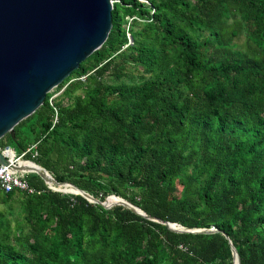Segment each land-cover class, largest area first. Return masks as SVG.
Segmentation results:
<instances>
[{"label": "trees", "instance_id": "obj_1", "mask_svg": "<svg viewBox=\"0 0 264 264\" xmlns=\"http://www.w3.org/2000/svg\"><path fill=\"white\" fill-rule=\"evenodd\" d=\"M14 132L0 149L58 182L217 231L29 172L32 193L0 190V264H237L231 244L264 264V0H113L104 43Z\"/></svg>", "mask_w": 264, "mask_h": 264}, {"label": "water", "instance_id": "obj_2", "mask_svg": "<svg viewBox=\"0 0 264 264\" xmlns=\"http://www.w3.org/2000/svg\"><path fill=\"white\" fill-rule=\"evenodd\" d=\"M112 9L113 0H0V138L9 133L14 139V126L33 113L48 92L104 43L112 28ZM7 163L0 150V164ZM33 163L40 170L28 169L26 165L15 166V170L36 173L48 186L52 181L73 186L74 192L49 187L81 194L105 208L124 205L177 232L217 231L214 226L187 228L151 216L116 195H108L101 201L70 182L56 181L45 168ZM110 196L119 200L109 203ZM231 250L239 264L232 244Z\"/></svg>", "mask_w": 264, "mask_h": 264}, {"label": "built area", "instance_id": "obj_3", "mask_svg": "<svg viewBox=\"0 0 264 264\" xmlns=\"http://www.w3.org/2000/svg\"><path fill=\"white\" fill-rule=\"evenodd\" d=\"M32 144L28 149L33 148ZM1 152L7 157V164H0V190L4 192H10L12 190H25L32 193L34 190L31 188L24 178L26 173L29 171H17L15 166L24 165L22 161H31L23 160L22 155H17L15 150L10 145H5L0 149ZM12 151V154L7 152Z\"/></svg>", "mask_w": 264, "mask_h": 264}, {"label": "bare ground", "instance_id": "obj_4", "mask_svg": "<svg viewBox=\"0 0 264 264\" xmlns=\"http://www.w3.org/2000/svg\"><path fill=\"white\" fill-rule=\"evenodd\" d=\"M7 153H9V154H12V151H9V152H7ZM22 164H24V165H26L25 164V161H22ZM26 167L28 168V169H31V170H40L37 166H27L26 165ZM54 183V182H53ZM55 184V183H54ZM57 187H59V188H61V189H64L61 185H58V184H55ZM65 190V189H64Z\"/></svg>", "mask_w": 264, "mask_h": 264}, {"label": "rangeland", "instance_id": "obj_5", "mask_svg": "<svg viewBox=\"0 0 264 264\" xmlns=\"http://www.w3.org/2000/svg\"><path fill=\"white\" fill-rule=\"evenodd\" d=\"M54 89H55V88H54ZM54 89H53V90H54ZM53 90H52V91H53ZM60 90H61V89H60ZM60 90H59L58 92H56L54 95H56L57 93H59ZM54 95H53V96H54ZM23 160H26V159H23ZM58 190H59V189H58ZM66 191H67V190H66ZM15 209H16V208H15Z\"/></svg>", "mask_w": 264, "mask_h": 264}]
</instances>
